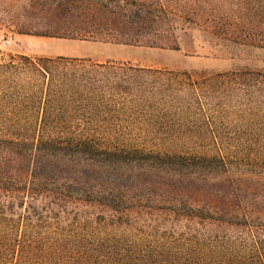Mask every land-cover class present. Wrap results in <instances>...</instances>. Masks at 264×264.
<instances>
[{"label": "trees", "instance_id": "obj_1", "mask_svg": "<svg viewBox=\"0 0 264 264\" xmlns=\"http://www.w3.org/2000/svg\"><path fill=\"white\" fill-rule=\"evenodd\" d=\"M35 1L28 34L264 49V0ZM175 114L150 149L68 119ZM0 264H264V71L0 60Z\"/></svg>", "mask_w": 264, "mask_h": 264}, {"label": "rangeland", "instance_id": "obj_2", "mask_svg": "<svg viewBox=\"0 0 264 264\" xmlns=\"http://www.w3.org/2000/svg\"><path fill=\"white\" fill-rule=\"evenodd\" d=\"M49 19L40 1L33 3V0H0V60H7L10 55L19 54L51 57L62 55L87 57L101 62L124 61L140 66L206 73L239 68L264 71V49L233 44L221 49L214 48L201 37L195 38L187 29L178 30V49L80 39L69 40L83 42L85 45L67 43L62 50L49 48L48 41H57L56 38L59 37L26 33V31L34 33ZM47 49L49 53L40 51ZM56 52L59 53L55 54ZM211 106L218 109L216 105L209 103V107ZM224 114V117L237 116L231 113V109ZM185 116L192 117L190 113ZM178 117L183 116L175 114L172 116L148 115V117H68V119L87 123L92 132L94 124L99 120L105 121V125L100 124L101 127L97 130L99 133L115 135V132H118L122 138L136 137L138 140L134 142L135 144L144 145L150 149L155 147L153 145H156L157 141L161 143V139L169 137L172 133L191 134V130H180L176 127L177 130L172 127L175 120L178 121ZM166 147L169 151L182 149L176 144H171L170 147L166 145ZM224 147L235 148L226 145ZM87 212L93 217V209H88Z\"/></svg>", "mask_w": 264, "mask_h": 264}, {"label": "crops", "instance_id": "obj_3", "mask_svg": "<svg viewBox=\"0 0 264 264\" xmlns=\"http://www.w3.org/2000/svg\"><path fill=\"white\" fill-rule=\"evenodd\" d=\"M57 41H48L49 44V48H57L59 50H62L63 46H65L67 43L71 44V45H76V44H81V45H85V43L83 42H75V41H71L67 38H56ZM42 53H49V50H40ZM59 52H56L55 54H58Z\"/></svg>", "mask_w": 264, "mask_h": 264}]
</instances>
